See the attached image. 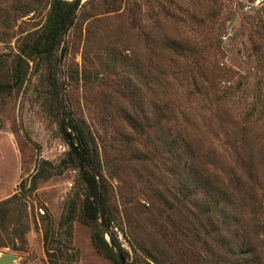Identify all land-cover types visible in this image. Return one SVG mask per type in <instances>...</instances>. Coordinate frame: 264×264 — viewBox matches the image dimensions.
I'll return each mask as SVG.
<instances>
[{
	"label": "rangeland",
	"instance_id": "374dc122",
	"mask_svg": "<svg viewBox=\"0 0 264 264\" xmlns=\"http://www.w3.org/2000/svg\"><path fill=\"white\" fill-rule=\"evenodd\" d=\"M49 4L0 0V82L13 84L0 91V126L18 147L25 186L42 161L53 166L26 196L0 205L7 210L0 250L21 254L17 264L38 250L48 264H118L94 248L91 227L78 219L70 241L51 236L53 254L45 252L44 229L57 230L69 197L84 187L76 166L60 164L68 148L59 130L61 83L65 102L95 136L109 229L128 252L124 258L115 248L121 264H153L146 249L153 257L155 245L173 249L197 224L164 189L178 181L154 158V100L170 109L162 121L191 139L203 173L236 206L256 209L264 251V0H80L56 61L26 54ZM70 251L74 263L64 259Z\"/></svg>",
	"mask_w": 264,
	"mask_h": 264
},
{
	"label": "trees",
	"instance_id": "16d2710c",
	"mask_svg": "<svg viewBox=\"0 0 264 264\" xmlns=\"http://www.w3.org/2000/svg\"><path fill=\"white\" fill-rule=\"evenodd\" d=\"M79 4L80 0H50L45 21L36 30L26 54L56 61L58 58L55 51L64 41L65 32L72 23ZM20 74H15V83L20 80ZM48 77L55 79L51 73ZM12 86L13 84L9 82H0V91L10 90ZM60 89L61 83H57L55 90L58 91V101L63 111L59 130L68 147L60 164L76 166L84 187L80 194L74 191L69 197L58 220L57 230L52 229L49 232V228L44 229L43 242L46 255L53 254L48 251V244L53 241L51 236L56 238L62 236L69 242L73 221L78 219L91 227L90 237L94 248L121 264L120 252L124 258L128 256V252L123 251L113 231L109 229L112 213L107 202L106 183L97 168L99 152L95 136L87 123L77 117L65 102ZM169 111V107L162 109L154 100V147L159 152L154 158L159 156L164 168L177 177L178 182L174 190L171 184L164 189L174 194L177 203L185 211L194 213L197 224L187 225L188 232L183 234L187 238L181 243L177 241V246L173 249H170L172 245L161 247L155 245L154 257L150 255L148 249L145 253L152 257L153 264H264L263 245L260 241L258 243L256 238L262 224L257 216L258 212L255 211L256 209L246 211L242 205L236 206L230 192L216 182H212L203 173L206 167L198 160V152L192 145L191 139H188L180 128L172 130L167 121H162L170 115ZM41 164L40 170L31 176L29 186H25V181L20 180L17 187L19 190L1 200L0 205L6 204L12 197L26 196L36 187L37 176L45 178L52 174L49 168L53 166L49 161H42ZM155 196L160 201L162 199L164 204H168L169 199L163 197L161 192L158 193L156 190ZM172 205L173 203L170 202L169 208ZM177 212L183 211L179 209ZM0 214L1 217H5L7 210H3ZM166 220H170L168 215ZM174 227L173 222L169 228L175 229ZM105 232L110 237L109 241L105 238ZM165 253L168 255L166 256ZM64 259L74 263L76 251H70ZM146 264L151 263L146 261Z\"/></svg>",
	"mask_w": 264,
	"mask_h": 264
},
{
	"label": "crops",
	"instance_id": "0c3cea01",
	"mask_svg": "<svg viewBox=\"0 0 264 264\" xmlns=\"http://www.w3.org/2000/svg\"><path fill=\"white\" fill-rule=\"evenodd\" d=\"M21 177L19 150L11 132L0 126V201L11 196ZM42 250L36 251L23 264H48Z\"/></svg>",
	"mask_w": 264,
	"mask_h": 264
},
{
	"label": "water",
	"instance_id": "95a60500",
	"mask_svg": "<svg viewBox=\"0 0 264 264\" xmlns=\"http://www.w3.org/2000/svg\"><path fill=\"white\" fill-rule=\"evenodd\" d=\"M122 259V256H120ZM22 255L15 252L0 250V264H17Z\"/></svg>",
	"mask_w": 264,
	"mask_h": 264
},
{
	"label": "built area",
	"instance_id": "2783aa9c",
	"mask_svg": "<svg viewBox=\"0 0 264 264\" xmlns=\"http://www.w3.org/2000/svg\"><path fill=\"white\" fill-rule=\"evenodd\" d=\"M257 1V0H256ZM253 3V2H252ZM251 4V3H250ZM247 7L250 6V5H246ZM61 147V145H60ZM62 149H65V145L62 146Z\"/></svg>",
	"mask_w": 264,
	"mask_h": 264
}]
</instances>
